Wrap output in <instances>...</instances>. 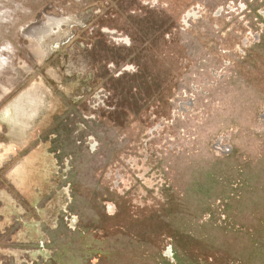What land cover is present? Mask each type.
<instances>
[{"label": "rangeland", "instance_id": "obj_1", "mask_svg": "<svg viewBox=\"0 0 264 264\" xmlns=\"http://www.w3.org/2000/svg\"><path fill=\"white\" fill-rule=\"evenodd\" d=\"M0 264H264V0H0Z\"/></svg>", "mask_w": 264, "mask_h": 264}, {"label": "bare ground", "instance_id": "obj_2", "mask_svg": "<svg viewBox=\"0 0 264 264\" xmlns=\"http://www.w3.org/2000/svg\"><path fill=\"white\" fill-rule=\"evenodd\" d=\"M34 32V31H33ZM24 105V104H23ZM14 111V110H13ZM30 114V113H29ZM32 115V114H31ZM16 118V117H15ZM11 119H13V118H10V121H12V123H15L13 120H11ZM19 125V124H18ZM24 125H25V123H24ZM17 126V125H16ZM29 126V125H28ZM26 127H27V125H26ZM20 128V127H19ZM24 128V127H23ZM22 129V128H21ZM24 130V129H23Z\"/></svg>", "mask_w": 264, "mask_h": 264}]
</instances>
